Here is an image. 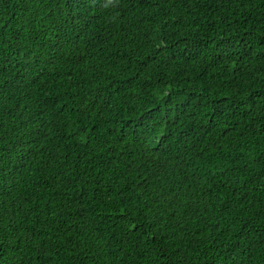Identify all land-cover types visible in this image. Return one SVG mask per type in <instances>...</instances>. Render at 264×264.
<instances>
[{
  "label": "trees",
  "instance_id": "16d2710c",
  "mask_svg": "<svg viewBox=\"0 0 264 264\" xmlns=\"http://www.w3.org/2000/svg\"><path fill=\"white\" fill-rule=\"evenodd\" d=\"M0 264H264V0H0Z\"/></svg>",
  "mask_w": 264,
  "mask_h": 264
},
{
  "label": "clouds",
  "instance_id": "9594fccd",
  "mask_svg": "<svg viewBox=\"0 0 264 264\" xmlns=\"http://www.w3.org/2000/svg\"><path fill=\"white\" fill-rule=\"evenodd\" d=\"M40 173H41V171L31 172V180H32L33 178H36Z\"/></svg>",
  "mask_w": 264,
  "mask_h": 264
}]
</instances>
